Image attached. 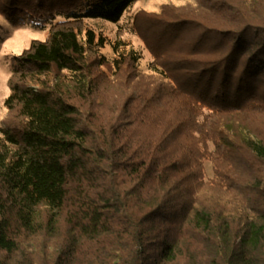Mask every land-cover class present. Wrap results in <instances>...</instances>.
Returning a JSON list of instances; mask_svg holds the SVG:
<instances>
[{"label":"trees","instance_id":"obj_1","mask_svg":"<svg viewBox=\"0 0 264 264\" xmlns=\"http://www.w3.org/2000/svg\"><path fill=\"white\" fill-rule=\"evenodd\" d=\"M135 1L0 0L5 19L63 17L51 23L46 39H33L12 58L4 106L17 122L0 124V264L264 261V190L256 187L258 193L247 198L239 183H223L216 172L204 183L200 163L213 136L214 159L227 147L264 161V145L246 124L264 110V0H214L224 13L221 23L189 16L200 31L186 54L173 60L179 74L168 78L174 86L164 100L178 103L166 110L144 91L135 94L137 105L128 114L136 124L159 129L152 138L156 148L169 133L185 137L181 149L189 161L182 174L176 162L149 148L152 141L147 150L139 141L130 151L112 130L96 129L76 102L97 89L91 70L110 68L99 55L104 37L80 25L84 19L116 22ZM186 19L165 31L178 38ZM123 57L113 58V66L124 65ZM83 183L103 190L80 192ZM246 187L254 185L249 181ZM231 190L241 191L246 201L236 207L244 222L239 235L229 233L225 223L234 211L221 202ZM62 220L70 227L60 240ZM83 242L89 252L77 262L76 247Z\"/></svg>","mask_w":264,"mask_h":264},{"label":"rangeland","instance_id":"obj_2","mask_svg":"<svg viewBox=\"0 0 264 264\" xmlns=\"http://www.w3.org/2000/svg\"><path fill=\"white\" fill-rule=\"evenodd\" d=\"M185 15L188 17H184ZM220 15H224L223 10L214 0H137L122 13L116 22L104 19H84L80 25L82 28H91L97 36L104 37L105 43L100 48L99 55L108 60L107 64L110 66L109 68L102 64L93 68L91 75L94 76L93 82L97 89L88 98L76 99L84 115L87 116V120L96 129H102L105 133H110L112 130L117 142L123 143L124 148H128L130 151L137 148L139 141L144 142L145 146L147 145V150L148 142L151 144L152 141L154 146L150 147L149 145V148L154 147L159 157L170 158L171 161L168 163L176 162L177 167L181 168L180 174H182L186 161H189L187 154L181 149L187 143L183 134L180 131L174 132L173 135L169 133L165 140L163 138L159 148H156L158 141H154L152 138H156L159 129L154 130L148 124L134 123L128 113L134 108V105H137L138 100L135 94L139 91L147 93L152 102L165 104L166 110L179 102L173 98L166 103L164 100L167 97V90L174 86L168 78L173 74H179L177 70H172L173 60L186 54L188 44L196 40L200 31V27L193 23L189 16L204 19L205 23L212 24L221 23ZM181 18H188L185 22H189V24L183 27L179 31L178 38L174 39L172 35L175 31L166 32L165 29L178 24ZM59 20H63V17L56 16L51 22L48 19L29 22L28 19L13 17L5 19L0 13V124L12 126L17 122L15 113L9 112L4 106V99L10 91L9 79L13 56L19 55L33 39H46L51 23ZM83 32L84 29H82ZM118 53L120 56L117 55ZM127 53L129 56L126 55ZM123 55H125L126 63L121 67H114L112 59L118 57L121 60L124 58ZM134 56L135 59L132 58ZM157 91L158 94H156ZM172 95L174 94H169V96ZM183 107L186 105L181 108ZM164 112L161 111V114ZM246 124L253 136L264 145V110L256 113L255 116L246 118ZM222 132L226 133L224 130ZM214 140L215 136L212 137V140L206 141V154H204L205 151L203 152L204 147L201 150L202 181L209 183L214 179L216 172L220 174L223 183L232 180L231 184L236 187L239 183L240 188L246 191L247 198L258 193L256 187L264 190V161L255 158L246 151H230L227 147L219 157L214 159L213 154L216 147L213 143ZM96 181L101 183L104 179L98 178ZM249 181L254 185L252 189L246 187V183ZM86 185L82 184L83 188L80 189V192L88 190L94 193L96 190H103L102 187L95 184L94 189H90ZM203 189L205 190L206 187ZM73 198H78V194L73 195ZM256 198L259 197L256 196ZM221 202L226 210L234 211L225 223L229 227V233L234 235L238 233L239 235L243 231L244 222L241 221L243 215L236 210V207L237 203H246L245 197L241 191L231 190L227 198L221 199ZM69 204V202L66 203L64 215L69 209ZM61 225L63 227H59L56 234L60 240L65 239V234L70 227L66 226L63 220ZM18 233L21 238L22 231L20 230ZM201 248L208 250L205 244ZM76 251L78 262L87 255L84 253L89 252L88 243L83 242L82 245H78ZM200 251L202 250L200 249ZM261 264H264V261H261Z\"/></svg>","mask_w":264,"mask_h":264}]
</instances>
